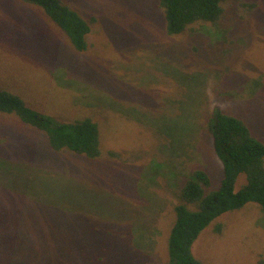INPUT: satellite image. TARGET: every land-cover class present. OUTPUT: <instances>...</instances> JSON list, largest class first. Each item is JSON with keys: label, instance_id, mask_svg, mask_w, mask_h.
<instances>
[{"label": "rangeland", "instance_id": "374dc122", "mask_svg": "<svg viewBox=\"0 0 264 264\" xmlns=\"http://www.w3.org/2000/svg\"><path fill=\"white\" fill-rule=\"evenodd\" d=\"M64 1L95 17L86 51L38 8L0 0V87L62 122L93 117L103 155L53 151L0 113V264L168 263L183 182L195 167L214 186L223 175L215 109L264 141V0H228L220 22L172 37L157 0ZM193 253L261 264L263 208L222 214Z\"/></svg>", "mask_w": 264, "mask_h": 264}, {"label": "trees", "instance_id": "16d2710c", "mask_svg": "<svg viewBox=\"0 0 264 264\" xmlns=\"http://www.w3.org/2000/svg\"><path fill=\"white\" fill-rule=\"evenodd\" d=\"M20 1L44 13L66 33L77 51L88 50L94 16L84 18L64 0ZM157 1L165 32L171 37L195 31L203 23H218L228 9V0ZM0 113L13 114L31 129L43 132L53 151L70 150L91 159L103 155L100 125L91 116L62 122L33 108L20 94L1 87ZM207 129L223 162L222 178L214 186L206 169H193L179 190L182 202L175 207L176 218L168 240L169 262L143 264H202L193 253V245L211 222L249 202L259 204L264 210V141L243 118L220 108L215 109ZM241 178L244 182L239 184Z\"/></svg>", "mask_w": 264, "mask_h": 264}]
</instances>
